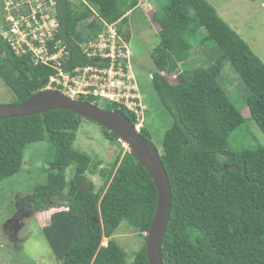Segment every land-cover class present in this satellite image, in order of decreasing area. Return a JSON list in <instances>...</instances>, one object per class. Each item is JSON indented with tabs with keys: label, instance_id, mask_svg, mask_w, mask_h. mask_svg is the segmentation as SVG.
Returning <instances> with one entry per match:
<instances>
[{
	"label": "trees",
	"instance_id": "1",
	"mask_svg": "<svg viewBox=\"0 0 264 264\" xmlns=\"http://www.w3.org/2000/svg\"><path fill=\"white\" fill-rule=\"evenodd\" d=\"M140 1L56 0L60 24L47 41V54L58 51L60 40L70 52L61 65L65 70L96 64L98 59L83 54L79 43L96 38L100 18L118 23L129 43L124 25ZM153 21L159 25L160 42L151 54L157 68L151 83L173 117L160 150L173 191L164 263L264 264V145L254 138L248 146L231 147L233 133L251 119L264 132V61L208 0H169L154 12ZM205 41L215 42L220 55L208 65L199 58L187 64L194 47ZM21 53L0 32V76L16 96L13 103L44 89L57 72L53 60L36 63L32 51ZM226 61L251 86L242 105L220 82ZM83 99L120 109L139 122L125 106L101 105L93 96ZM83 118L58 108L0 120V182L22 169L28 144L48 140L55 152L43 171L46 181L36 186L33 202L20 207L39 214L50 211L42 231L56 258L63 264H149L146 233L158 202L155 183L119 136L102 126L118 149L100 187L89 184L88 172L102 162L75 147ZM140 130L152 138L146 125ZM124 222L143 238L133 261L114 237ZM105 237L107 245L102 244Z\"/></svg>",
	"mask_w": 264,
	"mask_h": 264
},
{
	"label": "rangeland",
	"instance_id": "2",
	"mask_svg": "<svg viewBox=\"0 0 264 264\" xmlns=\"http://www.w3.org/2000/svg\"><path fill=\"white\" fill-rule=\"evenodd\" d=\"M72 1L75 4L85 2V0ZM168 1L141 0L138 7L129 14V20L124 25L125 33L129 32L131 35L129 43L127 42L130 49V65H132L129 67H132L131 73L135 75L136 82L145 93L144 97L149 101L145 102L147 109L141 115L138 125L147 126L151 133V140L159 150L162 149L164 134L172 125L173 117L160 103L150 78L151 73L157 69L151 54L160 42L159 25L153 21V14ZM208 1L218 9L220 15L240 33L264 61V0ZM55 6L56 0H0V32L12 40L13 35H9V31L13 32L19 20H28L30 15L27 14L31 11L32 15H41L45 12L43 16L49 15V21L55 24L53 28H57L60 21L54 17ZM21 13L26 16L22 17ZM193 13L194 10L191 9V14ZM85 32L88 33L87 28ZM36 50L39 52L41 48H36ZM43 53L44 50L41 54ZM220 53L221 50L215 42L205 41L194 47L187 64L196 63V59L199 58L208 65ZM220 82L238 104H244L251 93V86L243 80L228 61L224 64ZM15 99L14 92L0 76V104L10 103ZM243 112L249 117V109ZM254 138L264 145V132L251 119L244 127L233 133L231 147L235 149L242 144L248 146L254 142ZM75 147L93 155L96 161L101 160L102 163L94 173L88 172V183L93 182L94 187L99 188L105 172L115 158L117 144L106 138L101 124L83 118ZM53 152L55 150L52 144L46 139L28 144L24 151L22 169L0 182V264H63V261L56 258L42 231V227L50 222L48 217L45 219V216L50 215V211L39 214L29 208L20 207V204L33 202L32 195L35 193L36 186L46 181L43 171L52 161ZM103 169L105 170L102 175L100 170ZM71 171L72 167L68 170L69 174ZM17 215L20 221L18 231H12L10 222ZM6 225L10 230L5 228ZM12 233H15L16 239L12 238ZM114 237L127 251L129 261H133L139 247L143 244V238L125 222L116 230ZM15 242L18 248L14 247ZM107 243L108 238L105 237L102 244L107 245Z\"/></svg>",
	"mask_w": 264,
	"mask_h": 264
},
{
	"label": "built area",
	"instance_id": "3",
	"mask_svg": "<svg viewBox=\"0 0 264 264\" xmlns=\"http://www.w3.org/2000/svg\"><path fill=\"white\" fill-rule=\"evenodd\" d=\"M44 14L40 17L31 15L23 22L19 20L13 32L10 31L14 47L33 51L37 61L56 62L54 66L57 72L50 76L47 87L61 90L73 98L93 96L101 105L106 102L117 103L120 108L125 106L135 112L140 119L147 109L145 97L135 75L131 73L129 49L117 25L105 23L96 38L81 44L83 54L98 59L96 64L88 63L73 70H65L61 66L63 47L51 55L47 54V41L54 36L55 24L49 21V15ZM35 47L41 50L38 52ZM138 123L137 126L141 128Z\"/></svg>",
	"mask_w": 264,
	"mask_h": 264
},
{
	"label": "water",
	"instance_id": "4",
	"mask_svg": "<svg viewBox=\"0 0 264 264\" xmlns=\"http://www.w3.org/2000/svg\"><path fill=\"white\" fill-rule=\"evenodd\" d=\"M58 108L72 111L115 132L126 148L148 170L157 189L158 202L147 232V257L149 264H165L162 246L172 212L173 191L156 144L141 134L140 128L124 111L108 110L88 100L73 98L60 90L51 88L41 89L21 103L0 104V120L36 115Z\"/></svg>",
	"mask_w": 264,
	"mask_h": 264
},
{
	"label": "clouds",
	"instance_id": "5",
	"mask_svg": "<svg viewBox=\"0 0 264 264\" xmlns=\"http://www.w3.org/2000/svg\"><path fill=\"white\" fill-rule=\"evenodd\" d=\"M54 1H55V0H54ZM15 13H16V12H15ZM20 15H21L22 17H23V16H26V15L23 14V13H21ZM27 15H30V16H31V15H32V11H31V13H29V14H27ZM41 15H42V14H41ZM41 15H38V17H40ZM54 17L57 19L56 16H54ZM21 22H23V21H21ZM100 23L102 24V30L104 29V24H105V23L116 24L117 27H118V30H119L120 35H121L122 38L124 39V42H125V43L127 42V41L125 40V36L120 32V26H119L118 23H110V22H108V21H107L106 19H104V18H100ZM57 28H58V27H57ZM57 28H55V30H56ZM102 30H101V31H102ZM101 31H100V32H101ZM54 32H55V31H54ZM100 32H99V33H100ZM9 33H10L9 35H12L11 31H9ZM99 33H98V34H99ZM3 36H4V34H3ZM97 36H98V35H97ZM97 36H96V37H97ZM4 37H5V38H8L7 36H4ZM53 37H54V36H53ZM53 37H52V38H53ZM50 39H51V38H50ZM8 40H9V39H8ZM9 41H10V43H11V46L14 47V45H13L12 42H11V40H9ZM85 42H87V41L80 42V43H79V46L81 47V44H83V43H85ZM58 43H59V48H62V47L64 48V50H63V55H62V58H61V62H63L64 59L67 58V56H68V54H69L70 52H69L68 50H66V48H65L64 46H61V45H60V40L58 41ZM126 45H127V43H126ZM24 46H25V45H24ZM25 47L28 48V46H25ZM14 48L16 49V51H17L18 53H21V52H22L21 54L26 53V52H28V51H31V50H28V49L22 51V50L17 49L16 47H14ZM127 48L129 49V46H128V45H127ZM81 49H82V48H81ZM129 50H130V49H129ZM32 52H33V51H32ZM33 59H34V61H35L36 63L39 62V61L36 60L34 53H33ZM151 75H152V73H151ZM47 86H48V85H47ZM47 86H46L45 88H48ZM45 88H44V89H45ZM51 89H52V88H51ZM56 90H57V89H56ZM60 91H61V90H60ZM62 92H63V91H62ZM80 99H83V98H80ZM85 100H86V99H85ZM92 103H94V102H92ZM94 104H95V103H94ZM99 106H100V105H99ZM136 125H137V124H136ZM140 129H141V128H140ZM123 145H124V144H123ZM17 218H18V217H17ZM17 218H16V219H17ZM12 221H13V220H12ZM146 235H147V233H146Z\"/></svg>",
	"mask_w": 264,
	"mask_h": 264
},
{
	"label": "flooded vegetation",
	"instance_id": "6",
	"mask_svg": "<svg viewBox=\"0 0 264 264\" xmlns=\"http://www.w3.org/2000/svg\"><path fill=\"white\" fill-rule=\"evenodd\" d=\"M10 223H11V230H12V231H18V226H19V224H20L19 219H15L14 221H11ZM7 226H8V225H6L5 228H6V229H9V228H7ZM9 230H10V229H9ZM11 235H12L13 237H15V233H12ZM15 238H16V237H15Z\"/></svg>",
	"mask_w": 264,
	"mask_h": 264
}]
</instances>
